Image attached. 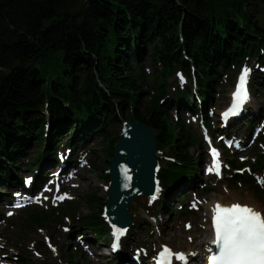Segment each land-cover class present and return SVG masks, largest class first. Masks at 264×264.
I'll list each match as a JSON object with an SVG mask.
<instances>
[{
    "label": "trees",
    "instance_id": "1",
    "mask_svg": "<svg viewBox=\"0 0 264 264\" xmlns=\"http://www.w3.org/2000/svg\"><path fill=\"white\" fill-rule=\"evenodd\" d=\"M237 1L0 0V185L35 137L42 123L37 106L45 95L50 97L52 139L59 126L75 129V137L97 125L106 129L109 121L130 115L129 105H134L133 116L147 120L158 133V143L169 145L173 137L166 112L143 105L133 62L140 63L157 38V56L164 65L179 61V28L185 48L191 51L199 42L211 64L226 57L239 40L254 43L263 33L257 15L264 14V0H245L252 11L243 15V29L228 16L239 12ZM219 33H225L227 42ZM53 53L59 54L64 71L62 77L46 81L36 65L48 62ZM179 128L174 154L191 165L185 147L193 140ZM111 144L108 139L103 148ZM107 148L102 149L105 155Z\"/></svg>",
    "mask_w": 264,
    "mask_h": 264
},
{
    "label": "snow or ice",
    "instance_id": "2",
    "mask_svg": "<svg viewBox=\"0 0 264 264\" xmlns=\"http://www.w3.org/2000/svg\"><path fill=\"white\" fill-rule=\"evenodd\" d=\"M250 72L251 69L247 66L242 69L236 91L233 94L232 106L223 113L225 117L237 114L249 99L247 77ZM212 154L214 158L218 155L215 149H212ZM213 165L218 171L219 165L215 159ZM209 171H212V168H209ZM30 182L31 177L26 178V183ZM157 191H159L158 188ZM63 198V196L56 197L57 200ZM212 212V225L215 231V239L212 243L216 245L217 251L207 257L208 264H264V214L239 202L230 206L217 203ZM118 246V243L113 245L114 249ZM170 253L171 250L165 246L159 254L161 261L166 259ZM176 255L184 258L183 253Z\"/></svg>",
    "mask_w": 264,
    "mask_h": 264
},
{
    "label": "rangeland",
    "instance_id": "3",
    "mask_svg": "<svg viewBox=\"0 0 264 264\" xmlns=\"http://www.w3.org/2000/svg\"><path fill=\"white\" fill-rule=\"evenodd\" d=\"M60 64H61V58H60L59 54L53 53V55L50 56V59L48 60V62H46L43 65H36V66L41 70V73L45 79L46 78L47 79L48 78L56 79L57 77H60V76L62 77V75H63L64 67ZM170 82H172V79ZM93 151H94V155L96 158V165H101L104 162L103 156L96 149ZM84 179H85V181L81 183V187L78 190L79 197H81L82 194H85L88 191V188H90V187H92L94 189V192L98 197L104 196V193L102 191V186H104L105 183H103L100 180H97V178L93 175V173H86V175H84ZM233 192L235 193L236 196H238L240 198H244V199L249 198L252 201H255L253 196L246 193L242 188L234 187ZM220 194L222 196H224V194L222 192H220ZM259 205L264 209V203H261ZM80 207H81L80 210L82 212L86 213V209H85L84 205H81ZM165 219L167 220L168 218L165 217ZM14 221L15 222L13 224L20 228V223L16 219ZM175 225H176V222L174 220L172 222H169V220H167V225H166V230H165V238L176 244V243L181 242L180 236H181L182 232L177 231L176 228L174 227ZM137 233H139V231ZM141 233L143 234V232H141ZM37 238L38 237L35 235V233H31V234H28L23 239H25L26 242H29V240H30L33 244L36 245V244H40V242L35 241V239H37ZM56 239H58V238H56ZM57 244H58L57 245V248H58L57 253H59V255L61 256V259H62L61 264H63L65 261V255L63 252L65 247H63L64 245L61 243L60 239H58ZM40 248H42L41 252H44L45 246L41 245ZM45 252L47 254V262H49L48 264H58V260H56L50 252H48V251H45Z\"/></svg>",
    "mask_w": 264,
    "mask_h": 264
},
{
    "label": "bare ground",
    "instance_id": "4",
    "mask_svg": "<svg viewBox=\"0 0 264 264\" xmlns=\"http://www.w3.org/2000/svg\"><path fill=\"white\" fill-rule=\"evenodd\" d=\"M223 201H224V202H223ZM223 201H221V199H219L218 201H213V202H223V203L226 204V205H228V204H230V203H234V202H236V201H230V200H228V201L223 200ZM213 202H212V203H213ZM212 203H211V205H212ZM247 203H248V202H244V204H247ZM250 205L253 206V207H255L256 209L259 210V206H258L257 204L251 202ZM202 235H203V234H202ZM204 245H206V241H205V239H203V240H201V239H197L196 242H195V247H194V248H195V250H200V248H203ZM156 259H157V258H156Z\"/></svg>",
    "mask_w": 264,
    "mask_h": 264
}]
</instances>
